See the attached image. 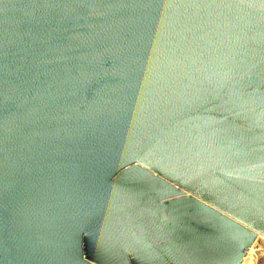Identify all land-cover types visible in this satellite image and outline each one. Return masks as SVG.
I'll list each match as a JSON object with an SVG mask.
<instances>
[{
  "label": "water",
  "instance_id": "water-1",
  "mask_svg": "<svg viewBox=\"0 0 264 264\" xmlns=\"http://www.w3.org/2000/svg\"><path fill=\"white\" fill-rule=\"evenodd\" d=\"M264 239V0H0V264H243Z\"/></svg>",
  "mask_w": 264,
  "mask_h": 264
},
{
  "label": "rangeland",
  "instance_id": "rangeland-1",
  "mask_svg": "<svg viewBox=\"0 0 264 264\" xmlns=\"http://www.w3.org/2000/svg\"><path fill=\"white\" fill-rule=\"evenodd\" d=\"M243 264H264V239L258 238L249 250Z\"/></svg>",
  "mask_w": 264,
  "mask_h": 264
}]
</instances>
